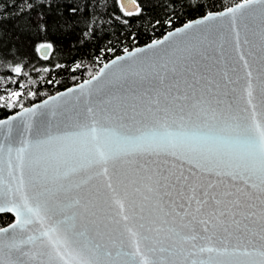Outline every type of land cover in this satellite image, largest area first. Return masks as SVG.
<instances>
[{"label": "snow or ice", "instance_id": "6c2138e0", "mask_svg": "<svg viewBox=\"0 0 264 264\" xmlns=\"http://www.w3.org/2000/svg\"><path fill=\"white\" fill-rule=\"evenodd\" d=\"M60 2L0 0V67L12 61L3 75L17 77L0 89V213L15 217L0 227V264H264V0L225 11L214 0H73L75 19L55 27L44 10ZM26 19L21 56L2 25ZM218 26L237 51L242 36L249 45L243 76L235 65L210 75ZM146 31L162 38L117 54ZM57 32L69 56L102 38L99 52L114 56L26 107L41 95L25 88L29 64L73 80L83 70L75 56L58 61ZM130 80L139 87L115 88Z\"/></svg>", "mask_w": 264, "mask_h": 264}, {"label": "trees", "instance_id": "16d2710c", "mask_svg": "<svg viewBox=\"0 0 264 264\" xmlns=\"http://www.w3.org/2000/svg\"><path fill=\"white\" fill-rule=\"evenodd\" d=\"M11 0H9V3ZM81 3L84 2V0H80ZM209 3H212L213 0H208ZM215 2V8L213 11H220L227 7H230L236 3L241 2V0H214ZM73 6V0H61L60 4L58 6H53L52 10L49 12L47 9L44 10V14L47 17L49 24L53 25L55 27H59L65 19H75L74 17H68L66 8ZM57 7H59L60 11H63L65 13L64 17L57 16ZM13 10L9 9V12L11 13ZM40 11V9H36V12ZM36 12H33V16L36 15ZM193 18L194 15H193ZM189 19V16H182L181 20L177 21V26H180V24L186 20ZM34 23V21L24 20L18 24L16 21H11L4 23L2 25V29L4 32V40L6 42L14 43L20 50L21 56L26 55L29 47H30V40L32 38V32L26 27L27 24ZM109 32L112 31H119V29H108ZM162 37L161 32H157L155 34L151 32H142L140 34V39L137 41L136 45H132L129 41H123L122 45H116L118 48V53L121 54L122 47L128 46V47H135V46H141L148 42H150V39H157ZM52 39L57 40L58 46L64 45L63 55L58 54L57 59L59 62L63 63L67 59L70 63L71 56H75L76 60L78 62H82L83 64V70L81 72L77 73V79L73 80L71 77V74L66 72H61L60 70H53V74L50 77L47 73H45L43 67L41 66L44 64V62H39L35 64V67L33 69V65L29 64L28 68H26V71L30 74V79L32 80V83L29 85L28 81L25 80V88L26 90H37L39 89L41 95L34 101H30L29 98L24 97L22 100V103L24 106H28L31 103H35L37 101H40L41 99L47 97V95L54 94L60 90H63L69 86H72L74 84H77L87 78L90 77V75H94L100 66L104 63L113 58L114 54H108L107 60L103 58V55L99 52V48L105 46L106 40L100 39L99 41H93L90 45L85 47H80L78 50L73 51L71 53V56H69V50L66 47L67 40L61 39L59 32L56 33V35L51 37ZM71 39H75V33L71 34ZM113 40L114 37H110ZM97 57H100L99 60H97ZM12 64V61H8L7 64L4 67H0V89H3L11 80L17 79L15 74L11 76L3 75L7 69L10 68ZM59 72V74H57ZM53 79L54 83L53 85H48L45 83L47 79ZM55 81H59V83H55ZM16 85L12 84L11 88L9 90H15ZM19 110V108L15 109V111ZM5 111H0V118H4ZM13 220L12 215L8 213L0 214V227H4L7 224H9Z\"/></svg>", "mask_w": 264, "mask_h": 264}, {"label": "water", "instance_id": "95a60500", "mask_svg": "<svg viewBox=\"0 0 264 264\" xmlns=\"http://www.w3.org/2000/svg\"><path fill=\"white\" fill-rule=\"evenodd\" d=\"M236 4H234L230 7H234ZM227 8H229V7H227ZM227 8L220 10V11H225ZM160 38H162V37H160ZM214 39H215V43H214L212 49L209 50V55L212 57V60L206 61V63H208L212 68L210 75L216 79H222L224 73L226 72L231 77L233 75L231 69L235 65V66H238L240 68V75L243 76L244 75V70L242 67L243 62H241L239 60V56L241 54H243L246 59H250V57H249V45L244 43L243 36L241 37V46H240L239 51H237L236 47H235L234 35H229L226 28H220L218 26L217 30L214 32ZM142 46H144V45H141L140 47H142ZM122 54L123 53H121V55ZM110 60H108L107 62H109ZM102 66H103V64L100 67H102ZM252 70H253V85L255 87L254 95L257 97V100H258V98H259V83H258V80L256 79L257 71H256L255 65H253ZM161 75H164V73L162 72ZM89 78H87V79H89ZM132 79H137V78H132ZM81 82H79V83H81ZM79 83H77V84H79ZM241 83H245V81H241ZM74 85H76V84H74ZM74 85L69 86L67 88H71ZM148 86H149L148 82L144 81V87H148ZM127 87H139V81L135 85H133L131 80H130V81H128L127 84L120 83V84H117L115 86V88H127ZM67 88L60 90L58 92H64ZM58 92L51 94V95H56ZM45 98H47V97H45ZM45 98H43V99H45ZM38 102H40V101H37L35 103H38ZM241 105L242 106L244 105V101H241ZM28 106H30V105H28ZM19 110H17V111H19ZM0 214H3V213H0ZM8 214L12 215L11 213H8ZM12 217H13V220L10 223L14 222V220H15V217L13 215H12ZM9 224H7L4 227H7Z\"/></svg>", "mask_w": 264, "mask_h": 264}]
</instances>
